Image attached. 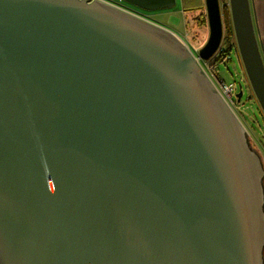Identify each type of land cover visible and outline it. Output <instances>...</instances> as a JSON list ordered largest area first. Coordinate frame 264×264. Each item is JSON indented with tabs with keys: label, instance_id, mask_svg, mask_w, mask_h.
<instances>
[{
	"label": "water",
	"instance_id": "1",
	"mask_svg": "<svg viewBox=\"0 0 264 264\" xmlns=\"http://www.w3.org/2000/svg\"><path fill=\"white\" fill-rule=\"evenodd\" d=\"M250 2L228 6L264 116ZM204 6L194 56L102 0H0V264H263L261 161L199 64L223 32Z\"/></svg>",
	"mask_w": 264,
	"mask_h": 264
},
{
	"label": "rangeland",
	"instance_id": "2",
	"mask_svg": "<svg viewBox=\"0 0 264 264\" xmlns=\"http://www.w3.org/2000/svg\"><path fill=\"white\" fill-rule=\"evenodd\" d=\"M219 1L221 2L223 0ZM109 4H111V2ZM113 4L114 3H112V5ZM191 4L190 10L188 8L183 9L180 1L176 0L172 7L147 10L146 13L148 12V17L153 20V23L171 30L172 32L174 31L181 41L186 44L190 52L196 56L198 49L207 39L208 26L206 24L199 25L196 20L197 13L200 12V10H203V5L199 4L198 0H193ZM220 45L227 50L226 58H224L221 63L217 62L214 65L212 64L214 63L216 55L206 61L199 60L201 68L212 82L213 89L216 92L219 91L220 81L234 82L238 85L239 78H242L244 83L248 86V81L236 48L234 34L228 36L223 31ZM241 84L243 85L242 82ZM248 88L249 91L245 86L242 88V102L240 108H235L233 105L230 107L240 121L243 133L245 134L251 149L260 158L263 170L262 180L264 184V117L254 94L249 86ZM262 256L264 264V245Z\"/></svg>",
	"mask_w": 264,
	"mask_h": 264
},
{
	"label": "crops",
	"instance_id": "3",
	"mask_svg": "<svg viewBox=\"0 0 264 264\" xmlns=\"http://www.w3.org/2000/svg\"><path fill=\"white\" fill-rule=\"evenodd\" d=\"M250 11L256 39L260 46V51L264 57V0H250ZM190 2V0H189ZM220 7L225 6L229 11L228 0L219 1ZM230 13V11H229ZM230 17V15H229ZM231 21V17H230Z\"/></svg>",
	"mask_w": 264,
	"mask_h": 264
},
{
	"label": "flooded vegetation",
	"instance_id": "4",
	"mask_svg": "<svg viewBox=\"0 0 264 264\" xmlns=\"http://www.w3.org/2000/svg\"><path fill=\"white\" fill-rule=\"evenodd\" d=\"M104 1L109 2V3L111 2V6H114L115 8H117L119 10H122L123 12H126V13L128 12V14H131L133 16H137L141 20H144V21H147L148 20L150 22L153 21V20H151L148 17V12L146 13L147 10H144L142 8H139V7H137L135 5H132V4L128 3V2H125L123 0H104ZM178 1H180L181 6H183V1H185V0H178ZM175 2H176V0H175ZM112 3H114V4L112 5ZM226 6H227V4H226ZM204 8H205V6H204ZM183 9H184V7H183ZM196 20L198 21V24L199 25H203V24H206L207 25L206 12H205V10L204 11L203 10H200V12L197 13V19ZM216 58H217V56L215 57V59ZM262 178H263V173H262ZM262 187H263V192H264L263 180H262ZM263 209H264V204H263Z\"/></svg>",
	"mask_w": 264,
	"mask_h": 264
},
{
	"label": "built area",
	"instance_id": "5",
	"mask_svg": "<svg viewBox=\"0 0 264 264\" xmlns=\"http://www.w3.org/2000/svg\"><path fill=\"white\" fill-rule=\"evenodd\" d=\"M227 6H228V4H227ZM224 51H225V49L222 48V46L220 45L218 50L216 51V53L214 55L218 56L221 52H224ZM241 82L243 83V85L241 84ZM243 86L247 87V89L249 91V88H248L249 85L247 86V84L244 83L242 78H239L238 85H236L234 82L220 81L219 91H220L221 95L223 96V98L226 100V102L229 104V106L232 107V105H233V106H235V108H240V104L242 102L241 97L239 100H237L236 93L239 90L242 91Z\"/></svg>",
	"mask_w": 264,
	"mask_h": 264
},
{
	"label": "trees",
	"instance_id": "6",
	"mask_svg": "<svg viewBox=\"0 0 264 264\" xmlns=\"http://www.w3.org/2000/svg\"><path fill=\"white\" fill-rule=\"evenodd\" d=\"M193 0H185L183 1V7L184 9L188 8L189 10L191 9V3H192ZM199 4H202L203 5V11L205 10L204 8V0H198ZM190 4V5H189ZM201 5V6H202ZM190 6V7H189ZM220 11H221V19H222V28H223V31L228 35V36H231L233 34V31H232V24H231V21H230V13L229 11L227 10V8L225 6H223L222 8L220 7ZM222 35H223V32H222ZM226 55H227V50H225L224 52H221L217 58L214 60V63H217V62H222L224 60V58H226Z\"/></svg>",
	"mask_w": 264,
	"mask_h": 264
}]
</instances>
